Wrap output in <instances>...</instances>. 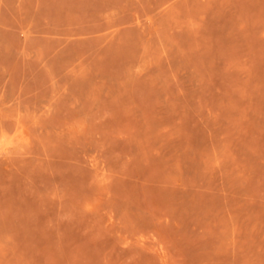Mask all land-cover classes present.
Masks as SVG:
<instances>
[{"label": "rangeland", "instance_id": "1", "mask_svg": "<svg viewBox=\"0 0 264 264\" xmlns=\"http://www.w3.org/2000/svg\"><path fill=\"white\" fill-rule=\"evenodd\" d=\"M0 264H264V0H0Z\"/></svg>", "mask_w": 264, "mask_h": 264}]
</instances>
